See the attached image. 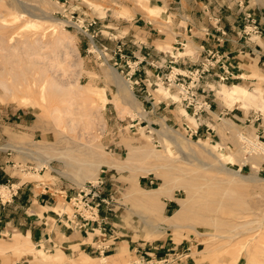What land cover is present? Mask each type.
I'll return each mask as SVG.
<instances>
[{"label":"rangeland","instance_id":"rangeland-1","mask_svg":"<svg viewBox=\"0 0 264 264\" xmlns=\"http://www.w3.org/2000/svg\"><path fill=\"white\" fill-rule=\"evenodd\" d=\"M248 3L264 8V0ZM187 5L186 0H0V224L17 194V181L35 186L34 194L46 187L57 196L52 211L45 209V234L32 233L30 229L40 228L36 222L29 229L16 226L0 233V264H264V140L256 134L264 122L247 121L254 111L264 112L260 71L244 66L251 70L243 76L248 81L216 88H206L202 81L208 98L223 110L219 117L213 113L205 129L202 116L196 119L182 105L179 87L161 84L175 81L179 73L168 68L167 73H154L152 80V67L136 56L150 58L145 38L156 33L151 28L162 40L168 38L157 44L159 49L171 47V33L177 35L174 24L190 20L181 13L179 18L177 8ZM188 43L176 51L190 53L186 49L193 45ZM112 70L126 81L132 100L119 93ZM232 85L244 88L248 96L237 101L220 96ZM225 118L235 122V135L222 127ZM161 128L165 138L156 133ZM71 146L77 151L61 149ZM85 146L95 148L106 159L104 165L92 179L64 175L59 153L77 157L80 150L87 152ZM13 147L33 149L41 159L52 160L47 166L28 150ZM241 148L244 154H236ZM130 150L145 155L128 160ZM204 150L224 154V160L235 153L228 167L239 169L244 178L197 168L201 161L210 162ZM251 150L255 164L240 165ZM253 173L256 180L250 178ZM98 176L104 181L102 197L108 200L99 211L118 224L121 240L117 250L111 247L102 255L76 252L67 235L75 229L69 199ZM166 179L168 192L154 209L137 205L131 191H153ZM229 180L233 183H225ZM207 189L212 193H204ZM207 199L212 206L203 205ZM176 211L179 219L172 218ZM87 228L96 225L88 223ZM181 254L186 258L177 259Z\"/></svg>","mask_w":264,"mask_h":264},{"label":"crops","instance_id":"crops-1","mask_svg":"<svg viewBox=\"0 0 264 264\" xmlns=\"http://www.w3.org/2000/svg\"><path fill=\"white\" fill-rule=\"evenodd\" d=\"M244 2L245 0H186L188 7L182 10L180 6L177 8V13L179 18L182 17L179 14L181 13L189 16L190 20L186 19L183 26L180 23L174 24L177 35L171 33V37L172 35L174 36V42H170L171 47L163 45V49H159L157 44L161 41L166 42L168 38L165 36L162 40L160 32L151 28L156 33H146L147 36L145 38L150 44L148 47L150 58L143 59L141 57L142 53L136 55L140 61L145 60V65L152 67V71H149L152 72V77L150 78L153 80L154 73H167L170 67L175 72L184 75L188 70L198 67L206 59H209L213 64V74L203 80L208 87L214 86L216 88L221 85L216 80V77L225 68L229 69L232 75L237 78L230 81L231 83L249 80L248 78L243 79L244 75L248 77L251 72L248 69L244 70V66L248 65L252 67V70L254 69L253 66L256 67L260 71L261 77L264 78V18H261L264 15V8L251 3L245 5ZM247 12L254 16L256 30H249L252 27L244 20V14ZM245 26L246 29L244 31ZM188 42L193 45V47L190 46L186 49L190 53L176 51V49L184 50V46ZM177 44H181L182 47H174ZM261 60L263 63L261 68H259ZM255 72L257 73V71ZM220 94V96L231 101L244 100L248 96L246 90L239 87V85H232L230 90H223ZM211 101L216 105L215 108L208 112L207 115L204 114L201 117L205 129L213 122V113H217L218 117L223 114L222 107L215 102V99ZM225 119L227 121L222 122V127L224 126L230 131L231 135H235L239 129L230 126L231 123L235 122L231 118ZM256 134L261 140H264L263 124L258 125ZM15 183L17 194L11 199L12 202L8 204L10 210L7 211L9 214L4 215L0 224V233L12 232L16 226H19L20 229L22 227L29 229L31 223L36 222L40 228L30 229L32 233L39 235L38 232L43 230V234H45L47 229L41 223L45 219V209L52 211L50 207H55L54 203H56L57 196L48 193L49 189L46 187L40 193L34 194V191L37 190L35 186L28 188L21 181ZM133 188H135V185H132L130 190ZM47 193L52 197L47 196ZM133 194L134 192L131 191V196ZM43 202L44 204L42 205ZM169 202L171 201L169 200ZM138 204L140 205V203ZM98 220V223H95L96 228L91 230L87 227L83 229L82 226L79 229L74 227L75 229L71 232L67 230L69 238L74 240L72 244L77 245L76 252L90 251L98 254V249L100 248L112 247L113 250L118 249L121 240L120 236L122 235L118 229V224L113 221L111 215L106 214L102 209L99 211ZM59 230L60 227L54 228V235ZM127 248H129V245Z\"/></svg>","mask_w":264,"mask_h":264},{"label":"bare ground","instance_id":"bare-ground-1","mask_svg":"<svg viewBox=\"0 0 264 264\" xmlns=\"http://www.w3.org/2000/svg\"><path fill=\"white\" fill-rule=\"evenodd\" d=\"M14 1H16V0H14ZM18 3V2H17ZM19 5L21 6V4H19L18 3V7H19ZM21 7H23V6H21ZM20 8V7H19ZM20 9H22V8H20ZM25 11V10H24ZM20 13V12H19ZM22 14H23V12H22ZM24 14H25V12H24ZM28 16H31V17H34V18H38V16H35V15H31V14H29L28 13ZM1 55V54H0ZM17 58H19V57H17ZM30 59V58H29ZM17 60V59H16ZM22 62V61H21ZM26 62H29V61H27L26 60ZM11 63V62H10ZM33 64H34V62H33ZM9 65V64H8ZM53 66V65H52ZM3 67V66H2ZM112 75L114 76V78H115V80H116V82L118 83V89H119V93L120 94H122L125 98H128L129 100L131 99H133V94H132V92H131V90H130V88H129V86H128V84L126 83V81L125 80H123L118 74H117V72L115 71V70H112ZM225 121V120H224ZM231 121V120H230ZM222 122H223V120H222ZM230 126H234L235 128H237L236 127V124L235 123H231L230 124ZM224 127V126H223ZM238 130V129H237ZM171 131V130H170ZM173 131V130H172ZM238 132V131H237ZM156 133L158 134V136H162V137H166L167 136V132H166V130H164V129H162L161 128V130H158V131H156ZM169 134V133H168ZM241 136V135H240ZM169 137H171V136H169ZM173 137V136H172ZM171 137V138H172ZM178 138V137H177ZM242 139H244V138H242ZM173 140V139H172ZM166 141V140H165ZM169 141V140H168ZM182 141H183V139H182ZM172 142V141H171ZM184 142V141H183ZM175 143V142H174ZM182 144H184V143H182ZM181 145V144H180ZM259 145V144H258ZM261 146V145H260ZM260 146H259V148H260ZM88 147V146H87ZM87 147L85 146V148L87 149ZM91 147V146H90ZM201 147V146H200ZM16 149V152L18 151H20V149H22L21 147H13V149ZM84 148V147H83ZM82 148V149H83ZM94 148V147H93ZM220 148V147H219ZM24 149V148H23ZM22 149V150H23ZM26 149V148H25ZM24 149V150H25ZM61 149H66V150H70V151H74V150H76L77 151V148L76 147H70V148H61ZM95 149V148H94ZM94 149H92V148H89L88 147V149H87V152H84V151H86V150H83L82 152H81V150H80V156H77V157H71V156H68L67 155V153H65V152H63L62 154L61 153H59L60 155H58L57 157L58 158H56L57 160H60L63 164H64V172H63V174L65 175H68V176H71V177H75V178H77V180H79V181H81V180H84V179H92V178H94L95 176V172L96 171H98V167L101 165V164H103L104 165V163L106 162V159H104V158H102L99 154H98V152H96V151H94ZM186 149H187V147H186ZM26 150H28L29 151V153H30V156H34V157H40V158H37V160L38 161H40V162H43L44 164H46L47 166H48V163L52 160V157H47L46 159H41V155L40 154H38L37 152H35L33 149H26ZM222 150V149H221ZM27 151V152H28ZM132 151V152H131ZM205 151V154L210 158V162H204V161H201V162H199V164H198V166H197V168H199V169H204V170H206V171H215V172H217V173H224V175H227V176H231V177H240V178H244V177H242L241 175H240V171H239V169L238 170H233V169H231L230 167H228V165L230 164V161L231 160H233V158L235 157L234 155H236L237 153H240L241 154V152L244 154V150H243V148H241V151H240V149L239 150H237V152H236V154L235 153H227L228 154V156H226L225 158H227L226 160H224V154H214V153H212V152H210V151H208V150H204ZM130 155L129 156H127L128 157V160H131V159H141L142 158V156L143 155H145V153L142 155V153H140L142 156H139L138 154H136L133 150H130ZM251 152H252V150L251 151H248L247 153L249 154L250 153V156H248V157H246V158H242V160H241V162H239L240 163V165H244V164H247V163H249V164H252V163H254L255 164V162L257 161V159L255 158V157H253V156H251ZM29 153H27V154H29ZM21 154V153H20ZM23 155H25V154H23ZM223 156V157H222ZM71 157V158H70ZM81 157H83V158H81ZM241 157H242V155H241ZM36 158H35V160H36ZM127 159V158H126ZM110 166V165H109ZM108 166V167H109ZM110 167H112L113 168V166H110ZM116 167V166H115ZM129 168V167H128ZM132 169V168H131ZM95 173V174H94ZM217 174H215V176H216ZM211 178V177H210ZM214 178V177H213ZM216 178V177H215ZM219 178V177H218ZM250 178L252 179V180H256V174L255 173H253V175H251L250 176ZM217 179V178H216ZM227 179V178H226ZM231 179V178H230ZM249 179V178H248ZM214 180V179H213ZM218 180V179H217ZM228 180V179H227ZM207 181V180H206ZM208 182V181H207ZM231 182V180H229V181H225V183H230ZM214 183V182H213ZM221 183V182H220ZM231 183H233V182H231ZM237 183V182H236ZM198 184V183H197ZM209 185H212V184H210V183H208ZM168 185H169V179H166V180H164L161 184H160V186H159V188L158 189H155V190H153V191H150V192H141V191H136L134 194H133V199L135 200V202H137V203H140L141 205H144L145 207H148L147 209H154L155 208V205H156V203L159 201V198L160 197H162V196H164V194L166 193V192H168V190H167V187H168ZM207 185V184H206ZM220 185V184H219ZM198 186V185H197ZM217 186H218V184H217ZM222 186V185H221ZM227 186V185H226ZM219 187V186H218ZM220 188H222V187H220ZM229 188V187H228ZM231 188V187H230ZM213 189V188H212ZM216 189V188H215ZM233 189V188H232ZM201 188L200 189H198V190H196L195 192L196 193H201ZM226 191V190H225ZM233 191V190H232ZM228 192V191H227ZM204 193H212L210 190H204ZM222 193H224V192H222ZM230 194H231V192H229ZM221 194V193H220ZM229 195V194H228ZM228 195H224V196H228ZM233 195V194H232ZM236 195V194H235ZM199 196H201V195H199ZM219 196V195H218ZM223 196V197H224ZM230 196V195H229ZM206 197V196H205ZM233 197V196H232ZM235 197V196H234ZM237 197V196H236ZM222 198V197H221ZM226 198H229V197H226ZM217 199V198H216ZM220 199V198H219ZM225 199V198H224ZM234 199V198H233ZM212 200V199H211ZM218 200V199H217ZM228 201H229V199H227ZM231 200H232V198H231ZM227 201V202H228ZM236 201V200H235ZM239 201V200H238ZM216 202V201H215ZM218 203V202H217ZM220 203V202H219ZM202 204V203H201ZM201 204H200V207H201ZM239 204V203H238ZM137 205H139V204H137ZM140 205V206H141ZM203 205L204 206H208V205H210V206H212L213 205V201H210V200H205L204 202H203ZM231 205V204H230ZM229 206V205H228ZM203 207V206H202ZM216 207V206H215ZM204 208V207H203ZM210 208V207H209ZM204 209H206V208H204ZM218 209H221L222 210V208L221 207H218ZM149 210V211H150ZM207 210V209H206ZM211 210V209H210ZM217 210V209H216ZM182 211V210H181ZM184 211V210H183ZM201 211H202V209H201ZM212 211V210H211ZM220 211V210H219ZM224 211V210H223ZM205 212V211H204ZM214 212V211H213ZM233 214V213H232ZM206 215V214H205ZM260 216H262V218L264 217V215H260ZM179 217H180V214H179V212L178 211H176V213L173 215V219H179ZM185 218V217H184ZM201 218H203V217H201ZM233 218V217H232ZM261 219V218H260ZM219 220V219H218ZM234 220V219H233ZM227 221H228V219H227ZM174 223V222H173ZM179 223V222H178ZM208 223V222H207ZM182 225V224H181ZM198 226V225H197ZM214 226V225H213ZM244 226V225H243ZM242 226V227H243ZM172 227H181V226H179V224H173V226ZM234 227V226H233ZM245 227V226H244ZM193 229H195V228H193ZM236 229V228H235ZM239 235V234H238ZM256 261H252V264H254Z\"/></svg>","mask_w":264,"mask_h":264},{"label":"built area","instance_id":"built-area-1","mask_svg":"<svg viewBox=\"0 0 264 264\" xmlns=\"http://www.w3.org/2000/svg\"><path fill=\"white\" fill-rule=\"evenodd\" d=\"M264 18V15L263 17ZM244 20L248 22V25L252 28L249 30H256V21L254 16L247 12L244 14ZM246 26L244 27V31ZM248 29V28H247ZM213 64L210 62L209 59L204 60L200 63V65L194 69H190L186 72V74H176L178 78L175 81H171L170 79H166V82L161 81V84H166L168 89L170 87H179L180 99L182 105H185V109L187 112H190L193 117L199 119L202 115H207L208 112L211 111L212 101L208 98V93L206 92V86L204 89L201 87V83L205 80L206 77L210 76L212 73ZM173 68L170 67V70ZM237 78L234 77L229 71V69H224L220 75L216 77V80L220 84H226L232 80H236ZM159 81V78H157ZM249 122H264V112L261 111H254ZM197 129L194 131L196 134ZM259 139V137L257 136ZM104 181L98 176V178L94 182H88L82 185L75 193L73 197L69 199V202L73 203V213L72 217L73 220L71 221L72 224L75 225L78 229L80 226L83 229H86L88 223H98L99 218V207L101 204H108V200L103 196L102 186ZM86 213V215H84ZM81 219L82 222H75ZM111 250V247H106L105 249H99L98 254L102 255ZM187 254L179 255L177 259L186 258ZM166 264H169V261H165Z\"/></svg>","mask_w":264,"mask_h":264}]
</instances>
